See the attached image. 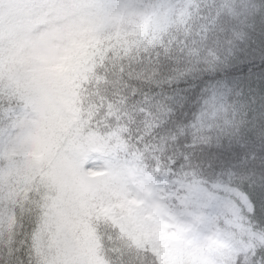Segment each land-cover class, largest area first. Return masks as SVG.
Listing matches in <instances>:
<instances>
[{"label": "snow or ice", "instance_id": "obj_1", "mask_svg": "<svg viewBox=\"0 0 264 264\" xmlns=\"http://www.w3.org/2000/svg\"><path fill=\"white\" fill-rule=\"evenodd\" d=\"M0 264H264V0H0Z\"/></svg>", "mask_w": 264, "mask_h": 264}]
</instances>
